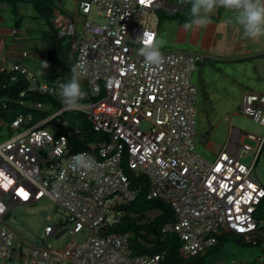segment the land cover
Segmentation results:
<instances>
[{
    "label": "built area",
    "instance_id": "2783aa9c",
    "mask_svg": "<svg viewBox=\"0 0 264 264\" xmlns=\"http://www.w3.org/2000/svg\"><path fill=\"white\" fill-rule=\"evenodd\" d=\"M94 7L105 23L89 18ZM79 9L87 16L80 33V19L59 10L54 24L59 38L73 37L71 56L87 69L82 79L92 100L75 111L84 113L92 130L102 134L76 149L83 131L78 119L73 124L63 116L67 110L62 107L0 143V260L12 258L19 238L8 221L11 209L50 197L65 210L72 229L61 231L49 224V237L84 228L92 234L63 249L24 242L17 252L22 264H161L163 254H135L131 234L111 230L145 186L148 198L171 204L176 217L162 231L178 234L184 255H199L216 246L224 233L259 244L264 227L256 214L264 202V185L253 165L264 137L233 127L231 141L214 159L200 156L198 88L192 75L206 56L164 51L161 65L148 66L140 54L139 38L158 31L135 23V11L175 12L178 5L170 0H81ZM1 71L22 74L27 90L49 93L60 102L58 86L42 84L27 66L13 63ZM28 104L38 110L45 105ZM243 106L246 115L264 125V93H247ZM30 114L17 115L9 126L21 128L31 120ZM57 119L58 128L50 130ZM144 122L151 127L143 129ZM244 137L258 141L255 151L242 142ZM250 152L255 158L247 165L242 157ZM77 154L91 157L95 167L74 172L70 162ZM253 264H264V247Z\"/></svg>",
    "mask_w": 264,
    "mask_h": 264
},
{
    "label": "rangeland",
    "instance_id": "374dc122",
    "mask_svg": "<svg viewBox=\"0 0 264 264\" xmlns=\"http://www.w3.org/2000/svg\"><path fill=\"white\" fill-rule=\"evenodd\" d=\"M25 1L21 0L22 5L30 6L28 3L30 0ZM80 1L50 0L54 8L62 9L69 17L80 19L77 23L78 33L82 30V22L87 19V16L80 13ZM178 9L182 7L178 6ZM163 17V13L158 11L149 13L137 9L134 22L158 30V37L166 40L161 52L186 50L206 56L192 75V81L198 88L196 152L206 159L214 158L207 143L212 142L214 149H224L233 137V127L264 137V125L246 115L243 106L244 96L247 93L264 92V37L255 41L245 38L242 27L229 22L232 13L225 10L220 16L219 8L210 14V22L206 26L194 27L191 30H185L184 24L176 20H167ZM43 18L46 29L52 35L44 43L51 49L53 47L54 51L46 54L42 60H25L23 64L36 74L42 84L57 87L59 83L69 79L62 68L70 66L71 69L75 62L71 56L73 37L59 38L57 32H53L55 25L50 26L47 18ZM89 18L101 24L106 22L104 16L98 15L96 7L93 8ZM50 22L53 23L52 20ZM17 25L23 26V23L19 21ZM42 61L47 62L46 69L42 68ZM81 85L85 91H88L84 79H81ZM53 97L57 100L56 96ZM52 102V99H49L41 110L47 111L49 116L54 111H58L60 107ZM31 116V120H27L19 129H12L8 122L0 123V143L9 139L13 134L31 127L37 121L38 114ZM63 116L74 124L80 117V112L67 110ZM82 118L87 120L85 114ZM86 122L91 126L89 121ZM141 127L149 129L151 125L144 122ZM57 128L58 119L49 125L50 130ZM242 142L251 145L254 151L258 146L257 140L248 137H244ZM254 158V152H250L242 157V161L247 165H252ZM253 169L264 185V146ZM10 212L8 221L18 232L19 238L15 243L16 249L12 258L0 260V264H22L21 259L17 257V252L24 242L42 245L49 249H63L75 242L83 243L92 234L91 229L84 228L78 233L67 231L59 238L56 235L49 237L45 232L49 224L58 225L61 231L67 228L72 229V225L67 221L65 210L50 197H44L34 203L17 205ZM159 213L158 210L148 211L141 215L139 220L143 223L151 222ZM260 224L264 227V219H260ZM263 247V239H260L259 244H249L238 241L230 233H224L220 236V244L201 253V257L204 264H233L235 262L253 264L262 255ZM58 264L65 263L59 262Z\"/></svg>",
    "mask_w": 264,
    "mask_h": 264
},
{
    "label": "trees",
    "instance_id": "16d2710c",
    "mask_svg": "<svg viewBox=\"0 0 264 264\" xmlns=\"http://www.w3.org/2000/svg\"><path fill=\"white\" fill-rule=\"evenodd\" d=\"M30 1L36 6L39 14L50 21L55 9L51 5L50 0ZM170 1L182 7V9H177L175 12L162 10L158 12L163 13V18L167 20H176L180 24H184L190 16V4H181L179 0ZM223 9L219 8V12L221 13ZM73 65H75V62ZM62 70L70 79V66H64ZM14 76H16L15 79H13ZM27 88L28 80L22 74L14 71H0V123L8 122L10 124L21 113H31L32 115L37 113L38 119L36 122L49 116L47 111L35 109L28 102H43L46 104L49 99H52V103L60 106L59 109L63 107L61 102L56 100L51 94L29 91ZM22 92H25V94L21 95ZM86 92L88 93L87 99L82 103H88L92 100L89 92ZM22 102L25 103L23 104ZM79 112L78 121L83 131V140L76 143L75 147L76 149H84L89 141L101 137L102 133L92 130V127L86 122L88 120L82 118L84 114L81 111ZM151 210H158L160 213L151 222H141L139 220L140 216ZM256 216L259 220L264 219V202L258 207ZM175 217L174 210L168 201L148 198L147 187L145 186L137 199L125 206V214L111 230L123 233L129 232L131 234V248L135 254H163L164 259L161 264H204L201 254L186 256L182 253V242L178 234L175 232L164 233L162 231L163 226L174 220ZM230 234L240 242L253 244L248 242L242 235Z\"/></svg>",
    "mask_w": 264,
    "mask_h": 264
},
{
    "label": "clouds",
    "instance_id": "9594fccd",
    "mask_svg": "<svg viewBox=\"0 0 264 264\" xmlns=\"http://www.w3.org/2000/svg\"><path fill=\"white\" fill-rule=\"evenodd\" d=\"M181 4H190V16L185 21V30L194 27H203L210 22V14L218 8H224L232 13L230 23H235L243 29V36L253 41L264 37V0H179ZM143 44L140 54L144 57L148 66H159L164 62L161 49L166 40L155 33L144 32L139 38ZM48 67L47 62L42 61V68ZM71 77L66 82L58 84V97L61 104L68 111L79 110L82 102L87 99L88 93L82 88L81 79L87 69L83 63L71 66ZM72 170H92L95 167L94 160L86 154H77L70 162Z\"/></svg>",
    "mask_w": 264,
    "mask_h": 264
},
{
    "label": "crops",
    "instance_id": "0c3cea01",
    "mask_svg": "<svg viewBox=\"0 0 264 264\" xmlns=\"http://www.w3.org/2000/svg\"><path fill=\"white\" fill-rule=\"evenodd\" d=\"M27 1L29 0L25 2ZM28 3L31 7L23 6L21 0H0V71L13 63L24 65L23 61L25 60H42L46 54L54 51L53 47L51 49L44 43L52 35L46 29L43 16L39 14L33 2L29 1ZM58 10L67 14L62 9L55 8L50 19L53 23L47 19L50 26L51 24L55 25L54 18ZM224 11L225 9L221 11L220 16ZM19 21L23 23V26L17 25ZM53 32H56V26ZM25 51L28 52L27 56L23 55ZM207 147L214 158L221 151V149H214L210 141L207 143Z\"/></svg>",
    "mask_w": 264,
    "mask_h": 264
},
{
    "label": "water",
    "instance_id": "95a60500",
    "mask_svg": "<svg viewBox=\"0 0 264 264\" xmlns=\"http://www.w3.org/2000/svg\"><path fill=\"white\" fill-rule=\"evenodd\" d=\"M59 236V234H57V236L56 237H58Z\"/></svg>",
    "mask_w": 264,
    "mask_h": 264
},
{
    "label": "snow or ice",
    "instance_id": "6c2138e0",
    "mask_svg": "<svg viewBox=\"0 0 264 264\" xmlns=\"http://www.w3.org/2000/svg\"><path fill=\"white\" fill-rule=\"evenodd\" d=\"M141 2H143V0H141Z\"/></svg>",
    "mask_w": 264,
    "mask_h": 264
},
{
    "label": "bare ground",
    "instance_id": "6f19581e",
    "mask_svg": "<svg viewBox=\"0 0 264 264\" xmlns=\"http://www.w3.org/2000/svg\"><path fill=\"white\" fill-rule=\"evenodd\" d=\"M227 235V234H226ZM222 238V237H221ZM219 244V243H218Z\"/></svg>",
    "mask_w": 264,
    "mask_h": 264
}]
</instances>
